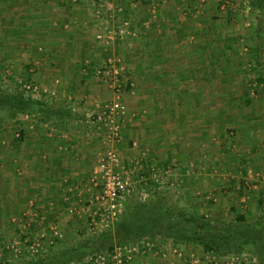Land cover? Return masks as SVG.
Wrapping results in <instances>:
<instances>
[{"label": "crops", "instance_id": "obj_1", "mask_svg": "<svg viewBox=\"0 0 264 264\" xmlns=\"http://www.w3.org/2000/svg\"><path fill=\"white\" fill-rule=\"evenodd\" d=\"M99 1H92L93 11ZM214 1L207 0L202 5L199 0H135L143 4L139 13L145 24L143 62L136 63V76L131 78L130 74L129 78L133 83L137 81L138 88L143 87V95H138L143 108H132L131 118L123 126L125 140L121 146H127V153L134 156L144 150L146 160L160 158L163 164L167 152L180 166L178 170L182 169L181 165L184 168L195 163L207 165L209 173H205V180L221 184L225 178H212L210 166L214 161L229 158L226 154L229 129L246 135L244 145L252 153L250 158L262 156L264 159V144L259 141L264 135V87L250 81L244 75L245 61L237 55L234 57L238 39L243 40V34L238 33L233 45L230 40L234 39L228 38L232 35L225 23H213L208 5ZM89 4L88 0H0V53L11 52L12 61L17 63L23 56L33 58L37 67L43 65L42 58L48 62L57 58V65L51 63L54 67L50 69H58L57 74L55 70L58 78L54 77L56 81H53L63 89V98L69 96L65 91L77 89L84 80L92 84L90 73L86 75L85 71L90 67L94 72L98 64L91 61L86 50L93 46L100 22L96 11H90L92 5ZM103 44L99 43L98 48ZM38 55L42 56L40 60ZM2 61L5 62V58ZM141 75L143 82L139 81ZM251 83L255 85L252 90L246 88ZM246 104L250 108H246ZM64 126V130L59 127L58 131L50 132L45 125L37 126L33 133L31 127L27 129L22 125L23 135L28 138L14 141L10 165L3 162L0 167L3 183L0 196L4 200L0 218L6 217L7 212L22 215L28 211L31 213L28 226L44 224L40 221L42 215L52 216L51 212L67 195L77 194L84 200L91 192L85 182L91 176L100 148L108 144L105 135L95 128L76 130ZM52 132L59 133L56 140ZM133 140L138 141L137 148L132 147ZM253 162L257 165L260 161ZM230 183L234 182L229 180V193L232 192ZM8 196L12 197L10 202ZM51 196L61 198L54 203L58 206L47 205ZM64 203L68 205V201ZM32 206L38 208L32 211L33 216L29 208ZM164 244L141 250L131 264H143V259L150 261L152 257L159 264L184 261L187 264L191 260H187V255L186 260L173 258L178 245Z\"/></svg>", "mask_w": 264, "mask_h": 264}, {"label": "rangeland", "instance_id": "obj_2", "mask_svg": "<svg viewBox=\"0 0 264 264\" xmlns=\"http://www.w3.org/2000/svg\"><path fill=\"white\" fill-rule=\"evenodd\" d=\"M88 1L90 3L89 6L93 4L92 0ZM116 1L122 3L124 12L126 16L129 17V24L126 26V30L132 33H125L124 35L116 34V29L123 27L121 18L123 13L120 18H116L113 21L107 18L97 17L100 22V30L97 31L96 36H94L96 43L93 42V46L88 47L86 51L91 61L98 65L94 69V72L92 70L93 68L91 69L90 67H87L86 71L84 70L86 75L90 73L89 79L91 78L93 82L92 84H86L88 81L86 80V82L84 80L81 85L77 86V89L73 87V90L69 89V92L65 91V93L69 94V96L65 94L68 97L63 98V89L59 86L58 82L54 83V81H56L55 78H58L56 75L58 69L56 67L50 69V67L57 65V58H52L51 62H48L44 60L42 56L40 57L38 55L37 58L39 60L42 58L43 65L37 67V64L32 60L33 58L30 59V57L26 58V56H23L21 61L17 63L12 61L11 52L0 53V102L2 103H0V157L4 155L3 160L0 158V167L3 162L10 165L12 157L11 149L13 148L12 145L14 141L28 138L23 135L21 130L22 125L27 129H29L28 126L31 127L30 130H32L33 133H35V129L42 125L46 126L48 132L58 131L59 129L64 130V125L76 128V130H81L85 127L90 130L91 126H87L90 123L89 119L94 118L93 116H96L113 101L118 100L124 103L127 109L125 117L119 121V124L122 126V139L120 142L115 141L113 144L114 148L118 147L120 152V156L123 160L122 167L128 168L133 165V161L141 159L142 173L148 175L152 165L161 168L163 171H159L155 178H159L160 180L163 178V184L165 185L161 188L153 187L148 193H143L140 197H132L130 201L126 203L125 209L121 213L122 216H120V220L121 217L122 221L128 218L131 221L136 220V223H131L130 226V228L133 227L132 230L134 232H126L125 235L128 236V238L129 236L132 237L129 238L130 241L125 243H133L144 237L143 235L136 234L138 233L137 227L143 225L141 221L143 217H146L145 222L152 220V217L163 221L160 216L162 215L161 211L158 212V209H153V205L151 204L150 208L143 207V211L139 210L140 212H136V210H134L135 206L140 207V204L143 206L144 203H147L151 197L157 196V194L166 195L168 197L163 200L165 205L170 203L173 207L185 209L188 213L206 214L220 224L231 221L242 213L250 217L264 218V182L257 177L258 175L261 177V175L264 174V159L262 156L255 159L250 158L252 153H249L248 147L246 148L244 145L248 138H246V135H242L241 132L237 133L234 129L228 130L226 154L229 158L223 161H214L212 167L210 166L212 172H210L209 175L212 178H225L224 183L221 184L216 183V180L212 183L205 180V173H209L206 168L207 165L205 164V167L201 164H190L188 168H184L181 165L182 169L178 170L179 165L177 166V163L173 161L171 155L166 154L167 152L164 155L165 162L163 164L161 160L159 161L160 158L155 159L154 157L150 160L148 157L146 160L145 154H143L144 150L137 156H134L127 153V146H121L125 140L123 126H125L127 120L131 118L132 108H143V101L138 97V95L140 96V94H142L143 87L140 89L139 86L138 88L137 81L134 79L136 83H133L129 75L131 74L130 77L134 78L137 70L135 69L136 63L143 62V26L145 24H143V20L141 21V17L139 16V13L142 12L143 4L136 3L135 0ZM252 1L253 0H216L210 3L208 8L213 23H218L219 21L220 23H225V27L230 31V35H232H228L229 39H234L236 36H239V32L240 36L243 34V40L238 39V44L236 45L237 54H235L234 57L237 55L238 59L245 61L244 66L246 69L244 70V75H246L250 81L254 80L256 86L258 84L264 87V8L257 12L252 6ZM199 2L205 5L207 0H199ZM93 7L92 5L90 9L91 12L96 11L92 10ZM197 10H199V8H196V11ZM188 12L190 13V11ZM109 29L113 31L112 36H110ZM98 35H101V37ZM217 38L219 39V37ZM230 41L233 45L237 42L236 39ZM103 42L105 43L103 47L104 45L107 47L103 49L102 45H100L101 47L98 48L97 45ZM105 49L107 50L106 53L104 51ZM109 57L115 59L116 64L118 66L122 65L124 68L120 71V76H113L105 81L106 76L97 74V69L103 67ZM2 58H5V62L2 61ZM51 63H53L54 66L51 65ZM140 80L143 82V75L140 76L139 81ZM255 85L251 83V86L248 85L246 88L249 87L251 89V87H255ZM28 86L33 88L30 95L33 94L35 96L33 98L39 101L42 106H38V104L35 103L33 106L36 108L32 110V112H30V109L26 112H21L9 109L8 105L2 102L1 97L5 94L22 91L25 95L26 90L29 89ZM245 107L250 108L248 105ZM132 119H134V117ZM106 132V130L103 131L105 142L108 144L101 147L102 149L100 148L101 151L99 157H97L95 163H93L91 175L95 174L99 160L105 154L106 149L111 146V141H109ZM56 134L59 133L52 132L51 136L55 137L54 140L57 138ZM237 134H239V136H237ZM228 141L230 143H228ZM259 141H262L261 143L264 144L263 134L259 138ZM130 143L133 148H137V140H133V142ZM175 160L177 159L175 158ZM254 160H259L261 163L256 162L257 165L253 164ZM8 173V184H10L11 170H9ZM194 173L201 175L200 178ZM1 175L0 173V177ZM195 175L196 178L194 179L193 176L195 177ZM3 177L4 183H6L5 176L3 175ZM229 180L234 182L230 183L232 185L229 186L232 187V192L230 193V188H228ZM150 181L156 184V180L150 179ZM171 181L174 183L177 181L179 188L176 189V192H174L173 188L169 185ZM223 184L224 186H222ZM2 191L3 183L0 181V195ZM89 191L91 192L84 197V200H82L81 196H76L77 194L72 197L67 195V199H64V201H68V205L65 206L64 201L63 203L59 202V207L51 212L52 216L45 217V215H42L43 218H41L40 221L42 223L44 222V224H40L41 226L37 224L28 226V216L31 215L28 211L22 213V215L20 214L21 216L17 215L16 212L11 213V215L7 212L6 217L0 218V264H23L24 262L41 258L30 257L29 253L26 254L24 249H22L27 246V241H25L26 237H32V234L38 237L41 235L40 232L44 231L48 237L52 238V228L57 227L63 234L61 241L58 240L57 252L64 247L65 243H70V241L74 243V241L79 240V236L86 235L87 208L90 205V199L94 197L93 191ZM155 193L156 195H154ZM208 193L212 194V196H208ZM260 196L262 198L259 199ZM10 198L12 197L8 196L9 202ZM56 200H61V198L51 196L49 201H46L47 205L58 206L54 204ZM2 202H4V200L0 196V206L4 205ZM25 204L27 205L28 203L25 201ZM39 205L42 206L43 203ZM74 206L76 207L74 208ZM29 208L31 212H35V209H38L33 206ZM63 208H65V211L62 212ZM2 212H0V216ZM33 212L32 216L34 215ZM62 214L64 215L62 216ZM39 215L41 216V214H38V216ZM70 215H72V218L69 217ZM14 222L18 223L16 224ZM63 222L66 223L63 224ZM126 228H129V226H126ZM174 234L176 235L177 233L156 235L157 240L160 238L157 243H165L164 245L166 246L168 243V246L172 247L173 242L176 243ZM164 238L168 240L162 241ZM217 243L221 248V252L218 253L207 252L204 246L199 243L186 246L178 245V250L181 254L177 253L178 256L176 255L173 258L183 260L185 259L184 256L187 255V260L191 259L187 264H210L211 261H213L212 264L215 262L227 264L226 259L228 258H225L226 256H235L245 253L250 257V260H252V264H264V244H261L260 241L243 245L241 240L219 239ZM113 244L119 243L113 242ZM240 246H242V248H240ZM16 249H22L23 253ZM17 251L19 253H17ZM213 257H216V259ZM146 260L147 259H143V264L160 263L154 260L153 257L150 261ZM76 261H81V259L72 260L71 262ZM71 262L69 264H71ZM182 264H186V262L184 261Z\"/></svg>", "mask_w": 264, "mask_h": 264}, {"label": "built area", "instance_id": "obj_3", "mask_svg": "<svg viewBox=\"0 0 264 264\" xmlns=\"http://www.w3.org/2000/svg\"><path fill=\"white\" fill-rule=\"evenodd\" d=\"M92 1L95 2V0ZM122 13L123 15L121 16ZM96 16L112 21L121 16L123 27L116 29V34L124 35L125 33H132L126 30V26L129 24V17L126 16L121 2H117L116 0H100L96 4ZM109 33L112 36L113 31L109 29ZM98 36L101 37V35ZM123 68L122 65L118 66L116 64L115 59L109 57L105 65L97 69V74L106 76L105 81H107L113 76H120V71ZM28 88L30 91L27 89L25 96L35 97L33 94L30 95L33 88L29 86ZM126 113V105L116 100L107 105L96 116H93L94 118L89 119L90 123L87 125L93 129L96 128L100 132L106 130L107 137L111 141V146L106 149L105 154L99 160L95 174L91 175L88 181L85 182L94 193V197L90 199V205L87 208V233L84 235L87 238L97 236L104 231L112 229L120 219L126 203L132 197H140L143 193H148L152 190L153 187L161 188L165 186L163 178L161 180L155 178L158 175L157 173L163 170L152 165L149 174L145 175L141 171V159L133 161V165L128 168L122 167L123 160L120 152L118 147L114 148L113 144L115 141L120 142L122 139V126L119 124V121L125 117ZM257 177L264 182V174L261 177L260 175ZM150 179L156 180V184H153ZM169 185L173 188L174 192L179 188L177 182L171 181ZM40 234L38 237L31 235L32 237H26L25 239L27 246L22 249H24L26 254L29 253L30 257H45L49 255L52 250L56 249L58 240H61L63 237L62 232L57 227L52 228V238L48 237L44 231L40 232ZM157 242V238L143 237L133 243L116 244L111 249L95 251L86 255L81 261L71 262V264H131L138 252L157 245ZM22 249L16 250L22 252ZM18 251L17 253H19ZM173 252L181 254L177 246ZM213 258L216 259V257ZM225 258H228L226 259L227 264H252V260L245 253L226 256ZM214 264L219 263L215 262Z\"/></svg>", "mask_w": 264, "mask_h": 264}, {"label": "trees", "instance_id": "obj_4", "mask_svg": "<svg viewBox=\"0 0 264 264\" xmlns=\"http://www.w3.org/2000/svg\"><path fill=\"white\" fill-rule=\"evenodd\" d=\"M252 6L257 12L264 8V0H253ZM2 102L8 105L9 109L26 112L34 110L35 103L42 106L41 103L32 97H26L22 91L17 93L5 94ZM1 103V102H0ZM2 104V103H1ZM40 108V107H39ZM146 159V157H145ZM156 195V193L154 194ZM168 198L166 195L157 194L151 197L143 206H135L134 210L140 212L143 207L161 211V220L152 217L150 221H146V217L141 220L143 225L138 226L137 235L144 237L157 238L156 235L164 233H177L174 237L177 245H194L201 244L207 252H221V248L217 243L219 239L225 240H241L242 244L254 243L260 241L264 244V218L250 217L246 214H240L226 223H217L216 220L208 217L206 214L188 213L185 209L173 207L170 203L165 205L163 200ZM262 198L261 196L259 199ZM151 204V205H150ZM140 208V209H138ZM143 211V210H142ZM122 216V214H121ZM139 217V216H138ZM137 217V218H138ZM120 220V219H119ZM116 225L103 233L94 237L79 236L78 241L65 243L64 247L57 252L58 243L55 250L45 257L37 260H30L23 264H69L72 260H82L86 255L95 251L108 250L114 245L113 242L119 244L130 241L132 236H126V232H134L131 223L136 220L124 219L122 217ZM126 226L129 228H126ZM136 228V229H137ZM115 229V230H114ZM128 238V239H127ZM164 240H168L165 239ZM61 241V240H60ZM242 248V246H240ZM264 250V249H263ZM264 252V251H263ZM221 254V253H219Z\"/></svg>", "mask_w": 264, "mask_h": 264}]
</instances>
